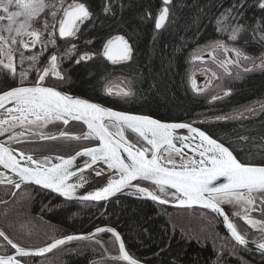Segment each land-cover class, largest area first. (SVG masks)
I'll use <instances>...</instances> for the list:
<instances>
[{
	"label": "snow or ice",
	"instance_id": "obj_1",
	"mask_svg": "<svg viewBox=\"0 0 264 264\" xmlns=\"http://www.w3.org/2000/svg\"><path fill=\"white\" fill-rule=\"evenodd\" d=\"M257 6L264 10V0H257ZM124 7L121 0V11ZM174 7V0H161L155 16L151 11H145L141 20H153L154 29L160 31L171 22ZM244 7L245 0H238L227 10V15L222 14V19L217 21V31L227 32L228 39L233 42L238 41L245 30L244 26L237 24L230 27L224 21L235 20ZM116 9L114 0H105L102 11L106 16L114 18ZM49 16L51 21L47 18ZM95 18L86 0H59L58 5L49 0H0V57H3L0 59V136L8 133V141L16 143L34 142L28 139L30 136L41 141L55 140L56 136L46 134L43 129L53 121H62L66 125L71 119L82 121L88 129L82 136H73V139H94L99 142L67 158L57 156L55 159L58 163L47 156L34 158L33 154L0 143V167L10 170L18 178L13 179L0 172V184L6 183L17 190L22 185H36L59 194L66 201L78 200L82 203L107 201L125 189H135L138 197L150 198L161 204L169 203L161 194L164 197L171 195L179 206L195 204L217 213L223 217L237 245L247 247L253 243L256 250L264 255V166L242 162L229 147L191 124L166 123L148 115L114 111L99 103L69 95L56 87L46 86L48 78L67 82L68 72L62 67L65 59L80 65L97 55L89 52L77 55V46L73 43L62 55L51 51L46 63L42 64L40 59V55L49 51V45L58 48L57 39H76L82 32V26ZM260 40L264 42V34ZM38 44L41 46L39 55L25 56L24 50L36 48ZM212 49L233 52L237 57L249 59L239 48H230L223 41H215ZM133 54L131 38L124 34L108 39L102 52L103 57L112 64L131 61ZM195 58L203 59L202 56ZM220 66H225L223 61ZM256 67H264V60ZM251 70L245 68V71ZM30 75L35 76L34 81L29 80ZM108 93L124 97L132 94L130 89L124 88L115 93L109 88ZM126 129L139 137L136 143L126 137ZM178 129H187L196 134V146L185 143L189 137L175 136ZM59 135L68 137L69 133L60 132ZM177 140L180 146L175 143ZM184 148H191L196 155L186 156ZM122 153L126 154V158ZM77 157L89 159L84 161L82 168L77 165L72 170ZM97 164L106 165L107 170L116 175L108 179L104 186L78 194V189L87 183L83 176L86 169L92 168L97 177L104 174L93 168ZM78 174V182L70 183ZM134 181L149 182V186H141ZM152 186L156 190H152ZM226 205L232 207L233 216L256 230L258 236L250 241L247 230L230 219L223 207ZM256 211L261 213V219L250 215ZM98 233H111L118 242L119 255L111 259L139 264L126 250L121 234L112 227H97L87 236L67 235L53 239L43 247L25 246L0 230V264H29L31 257L44 256L74 240H93L107 251L106 243L95 238ZM8 246L13 250L11 253Z\"/></svg>",
	"mask_w": 264,
	"mask_h": 264
},
{
	"label": "trees",
	"instance_id": "obj_2",
	"mask_svg": "<svg viewBox=\"0 0 264 264\" xmlns=\"http://www.w3.org/2000/svg\"><path fill=\"white\" fill-rule=\"evenodd\" d=\"M237 2L174 0L171 22L156 31L153 20H141V17L145 11H151L155 16L161 0H123L125 7L122 11L119 8L121 0H114L117 5L114 18L103 13L105 0H86L96 18L82 26V32L72 44L77 46V55L84 52L97 55L80 65L65 64L67 82L45 84L123 111L200 126L226 144L242 162L264 164V105L258 113L240 120H206L208 116L226 115L250 102L264 101V70L248 73L234 82L230 94L216 105L218 111H214L205 98L194 94L187 81L190 53L208 42L228 41L253 57L264 53V42L260 40L264 34V10L257 6V0H245L241 14L235 20L224 21L230 27L244 26L245 30L237 42L229 40L227 32L217 31V21L222 19V14L227 15V10ZM117 34L131 38L134 54L131 61L114 65L103 57L102 51L107 40ZM40 53L38 48L24 52L26 56ZM45 54L40 55L41 63ZM33 78L30 81H34L35 76ZM112 80L130 83L132 94L112 97L105 93V86ZM63 127L69 134L85 131L82 124L65 125L62 121L49 123L43 131L50 135ZM127 133L133 143L139 140L130 131ZM28 139L34 142L16 143L14 148L34 155L65 157L95 144L92 139L76 140L72 137L37 141L36 137L30 136ZM13 189L11 185H0V203L11 195ZM152 190H156L154 186ZM161 197L172 199L163 194ZM175 210L132 196L101 203L70 202L40 188L23 186L11 200L0 204V230L25 246L41 247L53 239L110 225L119 231L128 252L147 264H264V256L246 251L232 242L218 221L213 240L195 239L174 229L167 215ZM188 210L213 215L209 211ZM254 215L261 217L260 212ZM234 223L247 230L250 240L258 236L255 230L244 227L239 218ZM95 238L106 243L107 251L93 240H80L62 245L43 257L30 258L29 264H127L123 260L111 259L119 253L117 242L110 233H101ZM8 249L9 253L13 251L10 246Z\"/></svg>",
	"mask_w": 264,
	"mask_h": 264
},
{
	"label": "rangeland",
	"instance_id": "obj_3",
	"mask_svg": "<svg viewBox=\"0 0 264 264\" xmlns=\"http://www.w3.org/2000/svg\"><path fill=\"white\" fill-rule=\"evenodd\" d=\"M49 2L57 5L59 4V0H49ZM47 18L49 19V21H51L50 16ZM63 41H64L63 45H61V47L58 46V48L55 49L52 48L51 45H49V51L46 52L44 57L45 62L47 61V57L50 55L51 51H56L57 55H62L65 52V50L70 47L73 40H63ZM215 41L218 40H214L206 44L200 45L190 53L188 57L187 81L190 90L194 94L205 98L207 102L211 105L212 109L214 111H218L219 108L216 105H218L220 102H223L226 99V97L230 94V87L234 82H237L248 73L259 72L264 70V67H256L257 65L261 64L262 60H264V53L255 57L246 54L249 57V59L245 60L242 57H237L233 52L225 53L221 50L213 51L212 46L214 45ZM219 41H223L230 48L237 47L228 41H224V40H219ZM37 48L41 49V46L38 44L36 48L24 50V52L31 51ZM206 54L209 55L208 58H203V59L195 58L197 56H203ZM2 58L3 57H0V59ZM221 61L224 62L225 64L224 67L220 66ZM231 61H238V63L234 64L231 63ZM67 63H69V61L65 59L62 65L63 69L65 68V64ZM26 66L27 65H25V67ZM245 68L252 70L245 71ZM213 73H215V76L213 75ZM33 76L34 75H30L29 80L34 79ZM45 82H49L53 84H63L62 81H59L55 78H48L46 79ZM129 84L130 83L125 82L124 80L123 81L112 80V82H110L105 86L104 92L109 95L108 93L109 88H111L113 93L119 91L121 88H124L125 90H129ZM226 93L228 94L226 95ZM110 96L123 97L114 94ZM263 105H264V101L250 102L246 105L236 108L235 111L233 110L226 115L208 116L206 120H210V121L240 120L246 116L251 115L252 113H258ZM250 109L252 111H250ZM62 129L60 131H62ZM16 131H20V129H16ZM8 135L9 134L6 133L0 138V140L8 143L14 142V141L11 142L8 141ZM29 140H33V139H29ZM53 156H57V155H53ZM167 216L169 221L171 222L172 227L174 229H179L183 231V233L186 234L187 236H193L195 239H201V240L204 239L213 240L215 238V226L217 219L215 218V216L211 215L208 212H195L191 210H175L169 212ZM252 217L256 219H261V217L255 215H252ZM240 221L244 227L250 230H254L251 227H249L247 224H245L242 219H240Z\"/></svg>",
	"mask_w": 264,
	"mask_h": 264
},
{
	"label": "water",
	"instance_id": "obj_4",
	"mask_svg": "<svg viewBox=\"0 0 264 264\" xmlns=\"http://www.w3.org/2000/svg\"><path fill=\"white\" fill-rule=\"evenodd\" d=\"M208 56H209V55L206 54V55H203L202 57H203V58H208ZM122 62H124V61H122ZM46 86H47V85H46ZM51 87H53V86H51ZM56 88H57V87H56ZM57 89H58V90H61V91H63V92H66V93L69 94V95H73V96H76V97H79V98H82V99H87V100H89L90 102L99 103V104L102 105L103 107L111 108V109L114 110V111L126 112V113H129V114H135V115H147V114H142V113H137V112H128V111H123V110H120V109H116V108H114V107L107 106V105H105V104H103V103L97 102V101L92 100V99H90V98H87V97H84V96H81V95H77V94H73V93H69V92L64 91V90H62V89H60V88H57ZM0 111H2V110H0ZM148 116H150V115H148ZM150 117H152V118H154V119H158V118H155V117H153V116H150ZM158 120H160V119H158ZM160 121H162V122H166V123H188V122H179V121H164V120H160ZM70 123H79V124H82V125L85 127V131H84L83 133H86V132L88 131L87 126H86L85 124H83L82 121H76V120H71V119H69V123H68V124H70ZM188 124H191V123H188ZM66 125H67V124H66ZM191 125H192L193 127H195V128H198V129L201 130V131H204L206 134H208V133H207L203 128H201L200 126H197V125H194V124H191ZM63 129H64V128H63ZM63 129H62V131H59V132H57V133H53V134H50V135H53V136H56L57 138H59V137H61L59 134H60V132H63ZM128 131H130V130H128ZM130 132H131V131H130ZM83 133H82V134H83ZM131 133H132V132H131ZM82 134H69L68 137L82 136ZM133 134H134V133H133ZM125 135H126V137L128 138V136H127V129L125 130ZM134 135H136V134H134ZM174 135H175V136H180V137H189L190 139L187 140V141H185V143L191 144L192 147H195L196 144L198 143V137H196V134L188 132L187 129H178V130H175ZM208 135H210V134H208ZM136 136H137V135H136ZM210 136H211V135H210ZM137 137H138V136H137ZM212 138H214V137H212ZM128 139H129V138H128ZM214 139H216V138H214ZM82 140H85V139H82ZM92 140L95 141V144H94V145H91V146H88V147H94V146H96V145L99 143L97 140H94V139H92ZM37 141H41V140H37ZM43 141H45V140H43ZM217 141L220 142V143H223V142H221V141H219V140H217ZM0 143H4V142L0 140ZM15 143H16V142L5 143V144H7L8 146H10V147L13 148V149H16V148H14ZM175 143L177 144V146H180L178 140L175 141ZM223 144H224V143H223ZM224 145L227 146L226 144H224ZM227 147H228V146H227ZM81 149H82V148H81ZM81 149H79V150H81ZM16 150H18V149H16ZM79 150H77V151H79ZM230 150H231V149H230ZM77 151H76V152H77ZM76 152H74L72 155H74ZM184 154H185L186 156H188V157H192V156L196 155L195 153H193V152L191 151V148H184ZM233 154H234V152H233ZM33 155H34V154H33ZM122 155H124L125 158H126V154H125V153H122ZM234 155H235V154H234ZM45 156H47V157H49L50 159H52L53 162H57V163L59 162V161H57V160L55 159L57 156H53V155H34V158H43V157H45ZM70 156H71V155H70ZM63 157H64V156H63ZM67 157H69V156H65V158H67ZM18 158H19V157H18ZM87 159H89V158H87V157H77V160H76V161L74 162V164H73V168H72V170H75L77 165H79V166L82 168L83 165H84V162H82V161H85V160H87ZM250 164L257 165V166H264V164H258V163H250ZM93 168H95L96 170H101V171H103L104 174H103L102 176L97 177V176H95V172L93 171L92 168L86 169V170L84 171V173H83V176H84V179L87 181V183L84 184V187H83V188L78 189V194H86L87 191H92V190L98 189V188L104 186V185L107 183V180H108V179L113 178V176L116 175V174L110 172L109 170H107V166H106V165H103V164H97V165H94ZM0 172L5 173V174H6L8 177H10V178L18 179L17 177H15V175H14L10 170H6V169H3L2 167H0ZM78 177H79V174H78L77 177H73L69 182H70V183L78 182ZM133 183H144V184H149V182H143V181H139V182H135V181H134ZM0 185H7V184L5 183V184H0ZM23 186H34V187L40 188L39 186H36V185H22V187H23ZM141 186H143V185H141ZM40 189H41V188H40ZM42 190H45V189H42ZM16 191H17V189H14V192H13V193H15ZM45 191L50 192L51 194L55 195V196H56L58 199H60V200H64V201H66L65 198L59 196V194H57V193L51 192L50 190H45ZM171 191H174V190H171ZM11 196H13V195H11ZM122 196H132V197H135V198H137V199L151 201V202H154V203H156V204H158V205H160V206H164V207H167V208H170V209H176V210L199 209V210L209 211V212H211V213L215 216V218L217 219V221H218L220 227L222 228V230L224 231V233H225V234L231 239L232 242L235 243V241H234V240L232 239V237L230 236L229 230L227 229L226 225H225L224 222H223V217L219 216L217 213H213V212H212L211 210H209V209L202 208L201 206H199V205H195V204H193V205H191V206H179L178 203H177L175 200H173V199H170V200H169V203L161 204V203H159L158 201H152L150 198H140V197H138L137 195H135V189H125L124 191H122V192H120V193H117L115 196L109 198L107 201L112 200V199H115V198H119V197H122ZM74 201H78V200H73V201H70V202H74ZM107 201L92 202V203H101V202H107ZM229 216H230V215H229ZM235 218H236L235 216H230V219H232L233 221H234ZM98 227H112V228H114L113 226H110V225H102V226H98ZM96 228H97V227H95V228H93V229H91L90 231L85 232V233H76V234H70V235H78V236H79V235H85V236H87L88 234L93 233V232L95 231ZM114 229H115L117 232H119L116 228H114ZM99 234H101V233L96 234V236L99 235ZM110 234H111V233H110ZM66 236H67V235H66ZM121 237H122V236H121ZM60 238H63V237H60ZM85 240H87V239H85ZM74 241H80V240H74ZM74 241H70V242H74ZM250 241H251V240H250ZM70 242H67V243H70ZM67 243H66V244H67ZM235 244H236V243H235ZM117 245H118V242H117ZM236 245H237V244H236ZM43 246H45V245H43ZM43 246H41V247H43ZM238 246H239L240 248L246 250V251H249V252H252V253H256V254L262 255L259 251L256 250V246H255V244H253V243H249V245H248L247 247L240 246V245H238ZM54 250H55V249H54ZM54 250H53V251H54ZM126 250H127V249H126ZM127 251H128V250H127ZM50 253H51V252H50ZM48 254H49V253H46L45 255H48ZM129 254H130V253H129ZM45 255H44V256H45ZM130 255H131V254H130ZM131 256H132V255H131ZM262 256H264V255H262ZM39 257H43V256H36V257H31V258H39ZM132 257H133V256H132ZM133 258H134V257H133ZM134 259H136V258H134ZM136 260L139 261V264H147V263H145V262H143V261H141V260H138V259H136ZM125 262L127 263V261H125Z\"/></svg>",
	"mask_w": 264,
	"mask_h": 264
},
{
	"label": "flooded vegetation",
	"instance_id": "obj_5",
	"mask_svg": "<svg viewBox=\"0 0 264 264\" xmlns=\"http://www.w3.org/2000/svg\"><path fill=\"white\" fill-rule=\"evenodd\" d=\"M63 40H60V39H58L57 40V45L58 46H60L61 47V45H63V42H62ZM45 59L43 58V61H44ZM47 62V61H46ZM45 61L44 62H42V64L43 63H46ZM124 62H126V61H124ZM122 63V62H121ZM127 136L129 137V134L127 133ZM143 186H146V185H143ZM15 189V188H14ZM14 189H13V192H14ZM20 190V189H19ZM19 190H17L16 192H15V194L19 191ZM12 192V193H13ZM12 193H11V195H12ZM9 196L7 199H5L3 202H1L0 204H3V203H7L9 200H11L15 195H13V196ZM170 197H171V195H169ZM172 198V197H171ZM173 199V198H172ZM223 207H225V210H226V212H228L229 213V215L231 214V212L233 211V209H232V207L231 206H223ZM238 210V209H237ZM259 211H256V213H258ZM255 212H252V213H250V215L252 216V215H254V214H256ZM230 216H232V215H230ZM239 217H236L235 219H234V221H236L237 222V219H238ZM240 220V219H239ZM233 221V222H234ZM90 231V230H89ZM250 240V239H249ZM40 258V257H39ZM246 259H249V261H251V259L252 258H246ZM254 264H257L256 262H254Z\"/></svg>",
	"mask_w": 264,
	"mask_h": 264
}]
</instances>
